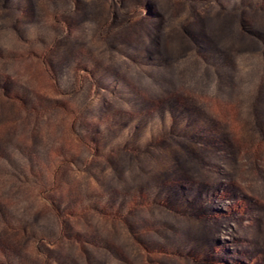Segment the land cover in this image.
<instances>
[{"label": "rangeland", "instance_id": "rangeland-1", "mask_svg": "<svg viewBox=\"0 0 264 264\" xmlns=\"http://www.w3.org/2000/svg\"><path fill=\"white\" fill-rule=\"evenodd\" d=\"M0 264H264V0H0Z\"/></svg>", "mask_w": 264, "mask_h": 264}]
</instances>
